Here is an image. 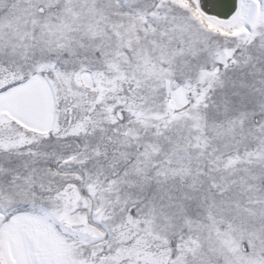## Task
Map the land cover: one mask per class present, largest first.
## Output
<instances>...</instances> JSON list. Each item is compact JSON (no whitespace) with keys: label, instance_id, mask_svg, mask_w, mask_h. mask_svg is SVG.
<instances>
[{"label":"snow or ice","instance_id":"snow-or-ice-1","mask_svg":"<svg viewBox=\"0 0 264 264\" xmlns=\"http://www.w3.org/2000/svg\"><path fill=\"white\" fill-rule=\"evenodd\" d=\"M0 264H264V0H0Z\"/></svg>","mask_w":264,"mask_h":264}]
</instances>
